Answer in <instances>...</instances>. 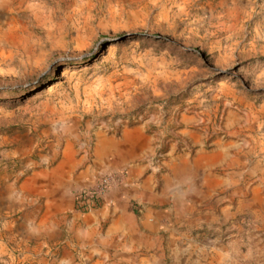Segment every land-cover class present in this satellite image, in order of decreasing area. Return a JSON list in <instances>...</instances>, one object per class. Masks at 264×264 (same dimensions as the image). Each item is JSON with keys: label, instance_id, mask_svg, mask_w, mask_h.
I'll return each instance as SVG.
<instances>
[{"label": "rangeland", "instance_id": "1", "mask_svg": "<svg viewBox=\"0 0 264 264\" xmlns=\"http://www.w3.org/2000/svg\"><path fill=\"white\" fill-rule=\"evenodd\" d=\"M263 104L264 0H0V264L59 259L56 248L26 251L21 222L43 204L27 183L63 152L89 168L94 152L109 150L102 138L113 152H136L124 138L140 128L152 139L139 152H154L144 163L158 191L165 163L198 149L180 137L182 116L226 137L236 113L250 138L258 121L264 133ZM245 161L230 189L170 213L149 252L155 264H264L260 149Z\"/></svg>", "mask_w": 264, "mask_h": 264}, {"label": "crops", "instance_id": "2", "mask_svg": "<svg viewBox=\"0 0 264 264\" xmlns=\"http://www.w3.org/2000/svg\"><path fill=\"white\" fill-rule=\"evenodd\" d=\"M203 122L196 114L181 117L180 137L198 149L192 159L184 154L165 163L166 173L161 177L158 191L157 176L144 163L154 152H139L145 147L152 148V139L142 134L140 128L133 130L138 138L127 143L136 152H113L105 137L109 150L94 152L93 166L84 167L80 153L68 150L63 152L55 169L37 173L27 186L36 184L34 191L43 204L34 201L35 209L21 222L24 244L26 251L36 253L37 257L56 248L59 259L47 263L41 258L35 259V263L155 264L157 259L149 252L159 243L160 234L163 237L171 212L180 215L181 205H200L218 191L230 189L235 176L247 173L245 160L251 152L260 149L264 160L262 122L261 126L259 121L253 126L256 134L250 138L243 134L247 121L239 119L236 113L227 114L223 125L226 137L214 133L209 137ZM207 139L211 140L209 151L203 149ZM222 167H226L227 173L219 176L216 171ZM113 172H126L124 183L110 191L94 211L76 214L73 190L90 186L103 174ZM260 180L253 189L264 202V163H261ZM169 202L175 204V209L164 211L160 206Z\"/></svg>", "mask_w": 264, "mask_h": 264}, {"label": "built area", "instance_id": "3", "mask_svg": "<svg viewBox=\"0 0 264 264\" xmlns=\"http://www.w3.org/2000/svg\"><path fill=\"white\" fill-rule=\"evenodd\" d=\"M124 181V172L107 173L100 176L92 185L73 190L75 210L82 215L94 211L109 192L122 185Z\"/></svg>", "mask_w": 264, "mask_h": 264}, {"label": "bare ground", "instance_id": "4", "mask_svg": "<svg viewBox=\"0 0 264 264\" xmlns=\"http://www.w3.org/2000/svg\"><path fill=\"white\" fill-rule=\"evenodd\" d=\"M137 137V133H133V132H127L125 134V138H124V142L127 144L129 142H131L132 140H135ZM108 144V141H106L104 138L100 139V146H102L101 148H103L104 145ZM121 146L119 144L114 145V148H120Z\"/></svg>", "mask_w": 264, "mask_h": 264}]
</instances>
